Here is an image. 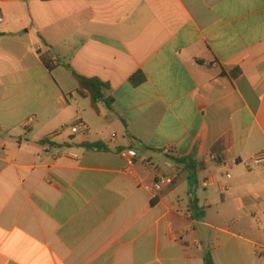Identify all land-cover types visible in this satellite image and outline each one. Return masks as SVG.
Listing matches in <instances>:
<instances>
[{
    "label": "crops",
    "instance_id": "1",
    "mask_svg": "<svg viewBox=\"0 0 264 264\" xmlns=\"http://www.w3.org/2000/svg\"><path fill=\"white\" fill-rule=\"evenodd\" d=\"M262 152L264 0H0V264H264Z\"/></svg>",
    "mask_w": 264,
    "mask_h": 264
},
{
    "label": "trees",
    "instance_id": "2",
    "mask_svg": "<svg viewBox=\"0 0 264 264\" xmlns=\"http://www.w3.org/2000/svg\"><path fill=\"white\" fill-rule=\"evenodd\" d=\"M44 2L53 1V0H42ZM74 78L78 82V94L84 98H91L94 106L97 104H110L112 99L106 101L105 92L109 89V85L107 83L102 82L96 78H87L79 75L75 71H72ZM134 85H139L144 78L140 75L131 78ZM96 146V145H95ZM93 145V147H95ZM194 164L193 167L197 166V163L192 162ZM206 264H214L212 257L209 255L206 259Z\"/></svg>",
    "mask_w": 264,
    "mask_h": 264
},
{
    "label": "built area",
    "instance_id": "3",
    "mask_svg": "<svg viewBox=\"0 0 264 264\" xmlns=\"http://www.w3.org/2000/svg\"><path fill=\"white\" fill-rule=\"evenodd\" d=\"M86 131H88V128L83 123H79L72 128L73 133H83ZM119 155L124 160H126V162L129 166H131V165H133V162H134L135 158L137 157V152L133 149H126V150L119 151ZM249 162L251 164H253L254 166H257V167L264 166V152L253 156ZM207 183L208 182H205L204 184L207 185ZM167 185H168V183L166 181L155 182V184L153 185L154 193L155 194L160 193L164 189V187H166Z\"/></svg>",
    "mask_w": 264,
    "mask_h": 264
}]
</instances>
